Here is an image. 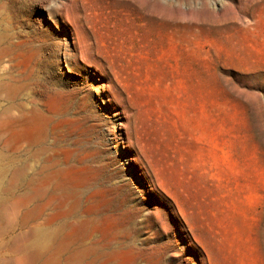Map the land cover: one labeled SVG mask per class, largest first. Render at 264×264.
Wrapping results in <instances>:
<instances>
[{"label":"rangeland","instance_id":"obj_1","mask_svg":"<svg viewBox=\"0 0 264 264\" xmlns=\"http://www.w3.org/2000/svg\"><path fill=\"white\" fill-rule=\"evenodd\" d=\"M20 263L264 264V0H0Z\"/></svg>","mask_w":264,"mask_h":264},{"label":"bare ground","instance_id":"obj_2","mask_svg":"<svg viewBox=\"0 0 264 264\" xmlns=\"http://www.w3.org/2000/svg\"><path fill=\"white\" fill-rule=\"evenodd\" d=\"M9 78V77H8ZM21 85V84H20ZM28 114V113H27ZM6 116V115H5ZM15 116V115H14ZM18 116V115H17ZM24 116V115H23ZM9 117V116H8ZM16 117V116H15ZM2 135V134H1ZM56 152V151H55ZM48 155V154H47ZM22 167H24V166H22ZM16 174V173H15ZM25 180V179H24ZM55 180V179H54ZM51 182H52V180H51ZM40 187V186H39ZM42 189V188H41ZM36 190H39V189H37L36 188ZM44 191V190H43ZM38 193V192H37ZM12 194V193H11ZM19 195V194H18ZM18 197V196H17ZM12 198V197H11ZM16 199V198H15ZM22 199V198H21ZM24 200V199H23ZM16 203V202H15ZM28 203V202H27ZM45 204V203H44ZM48 204V203H47ZM45 206V205H44ZM175 206V205H174ZM175 208V207H174ZM177 210V209H176ZM16 211V210H15ZM58 211V210H57ZM180 212L182 213L183 211L180 209ZM8 214V213H7ZM12 216V215H11ZM10 219V218H9ZM27 219V218H26ZM24 221V220H23ZM41 222V221H40ZM24 223V222H23ZM36 223V222H35ZM38 223V222H37ZM34 224V223H33ZM7 225V224H6ZM22 225V224H21ZM11 226V225H10ZM31 231V230H30ZM35 232V231H34ZM191 232H192V236H193V238H194V241L197 243V244H200L203 248H206V244L203 242V240H201L192 230H191ZM38 234V233H37ZM33 235V234H32ZM57 235V234H56ZM16 239V238H15ZM14 239V240H15ZM55 239V238H54ZM189 240V243L191 244H193V240L191 239V238H189L188 239ZM17 242V241H16ZM41 245V244H40ZM24 246V245H23ZM38 246V245H37ZM69 246V245H68ZM18 247V246H17ZM24 249V248H23ZM19 250H20V248H19ZM19 252V251H18ZM25 253V252H24ZM37 253V252H36ZM38 254V253H37ZM25 255V254H24ZM23 255V256H24ZM27 255V254H26ZM28 256V255H27ZM26 256V257H27ZM23 258H25V257H23ZM28 258V257H27ZM23 260V259H22ZM26 260V259H25ZM20 262H21V260H20ZM20 264H22V263H20Z\"/></svg>","mask_w":264,"mask_h":264}]
</instances>
